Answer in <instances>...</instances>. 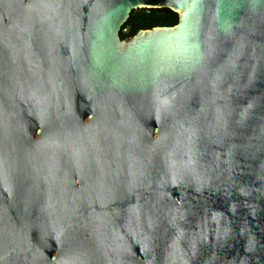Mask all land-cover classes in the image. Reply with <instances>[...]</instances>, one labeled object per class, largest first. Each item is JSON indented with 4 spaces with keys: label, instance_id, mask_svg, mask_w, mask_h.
<instances>
[{
    "label": "water",
    "instance_id": "water-1",
    "mask_svg": "<svg viewBox=\"0 0 264 264\" xmlns=\"http://www.w3.org/2000/svg\"><path fill=\"white\" fill-rule=\"evenodd\" d=\"M26 7L24 55L0 51V264H264V0ZM144 7H167L178 22L121 38ZM72 98L92 113L80 141H187L189 156L214 168L202 175L200 204L142 226L139 240L131 226L121 244L88 238L80 221L61 230L27 221L24 149L62 141L56 108Z\"/></svg>",
    "mask_w": 264,
    "mask_h": 264
},
{
    "label": "flooded vegetation",
    "instance_id": "flooded-vegetation-1",
    "mask_svg": "<svg viewBox=\"0 0 264 264\" xmlns=\"http://www.w3.org/2000/svg\"><path fill=\"white\" fill-rule=\"evenodd\" d=\"M29 1L36 0H0V51L6 50L12 60H19L27 47L24 15ZM4 33L9 42L4 43ZM26 62L24 57V78L29 74ZM34 94L42 97L44 90ZM70 101H59L56 108L62 141H39L24 149L27 221L56 222L60 230L80 221L87 225L88 238L121 244L131 226L133 239L139 240L142 226L171 222L174 212L183 211L194 198L200 204L202 175L214 168L205 169L202 158L190 157L187 141H80L78 132L92 125V113ZM28 109L24 101V112ZM218 174L225 176L224 167ZM217 186L220 198L225 177Z\"/></svg>",
    "mask_w": 264,
    "mask_h": 264
},
{
    "label": "trees",
    "instance_id": "trees-1",
    "mask_svg": "<svg viewBox=\"0 0 264 264\" xmlns=\"http://www.w3.org/2000/svg\"><path fill=\"white\" fill-rule=\"evenodd\" d=\"M178 22V14L167 8H138L131 11L128 19L121 26V38L134 35L139 29L154 26H172Z\"/></svg>",
    "mask_w": 264,
    "mask_h": 264
}]
</instances>
